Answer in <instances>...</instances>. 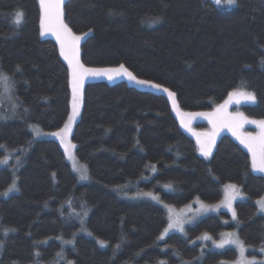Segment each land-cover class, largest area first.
I'll list each match as a JSON object with an SVG mask.
<instances>
[{"label":"trees","instance_id":"1","mask_svg":"<svg viewBox=\"0 0 264 264\" xmlns=\"http://www.w3.org/2000/svg\"><path fill=\"white\" fill-rule=\"evenodd\" d=\"M40 17L39 0H0V73L10 78L8 96L0 82V264H231L236 249L212 245L231 232L264 264V177L228 135L214 139L209 158L199 155L172 109L210 112L243 90L256 101L240 111L264 119V0H65L64 23L87 34L84 67L123 65L159 85L84 84L71 133L84 182L57 141L37 136L62 127L71 91ZM227 184L243 195L235 218L223 211L161 237L163 205L216 204Z\"/></svg>","mask_w":264,"mask_h":264},{"label":"rangeland","instance_id":"2","mask_svg":"<svg viewBox=\"0 0 264 264\" xmlns=\"http://www.w3.org/2000/svg\"><path fill=\"white\" fill-rule=\"evenodd\" d=\"M64 2H65V0H61L62 12H63V3ZM39 3H40V0H39ZM40 9H41V5H40ZM62 19H63V17H62ZM63 22H64V20H63ZM40 34H41V17H40ZM73 35H75V34L73 33ZM41 36L43 38L48 37V36L53 37L57 41L59 52L61 54L60 43L58 42L55 35H53L51 32H45V34L41 35ZM76 36L81 37V39L79 40V42L77 44V47L79 50L80 43L87 36V34L76 35ZM62 58L65 61L66 65L68 66V70L70 73L68 61L65 60L63 56H62ZM79 62H80V59H79ZM88 69L104 70L107 74H101V75L84 74L83 83H82V86L80 88L79 114H80L81 105H82V89H83L84 84L87 82H90V81L106 80L109 82H116L119 80L120 81L124 80L127 83L135 85L139 88H143V89L155 88V89H157V87L152 86L155 84L148 82V81H147L148 83H145V84L137 83V81H145V80H142V79L135 77L125 67H123V68H121V67L88 68ZM125 69L127 70V72H125ZM127 73H131L132 76L135 77V79L134 80L130 79L128 77ZM108 75H111L113 78L111 80H109ZM70 78H71V75H70ZM70 89H71V91H70V98H69V112H68V115H67L66 120H65L64 124L62 125V127L59 130L53 131V132H39L37 136L45 138V139H51V140L57 141L60 144V146H61V148L65 154V157H66L68 163L70 164L71 168L77 174L79 180L81 182H84V181L88 180L87 172H86L85 167L81 168V166H82L81 163H79L78 160L76 159L75 146L71 141L72 129H73V126L76 123L78 117H79V114L72 121L70 131L67 133L66 138H65V144L69 146L68 152L71 153V156L75 158L74 160L72 158H70V156L68 154H66L65 144L61 143L60 138L58 136L51 135L52 133L59 132L68 123V117L72 113V88H71V85H70ZM9 91H10V88L8 86L4 85L5 96L9 95L8 94ZM239 92L251 93V92L243 91V90H234L231 93H239ZM251 94H253V93H251ZM169 99L171 100V98H169ZM226 101L228 102L227 104L225 103ZM255 101L256 100H254V101L245 100L238 95H233L231 97L228 95V97L226 98V100L222 104L216 106L210 112L189 113L190 115H188V114L182 113L181 111H179L176 108L174 109L173 105H172V109L178 115V117L180 119V126L182 127V129H184L186 132L188 131V134L195 140L197 152L199 155H201L202 157L209 158L213 149H214V139L221 136V135H228L235 142H237L242 148H244L248 152V154L250 156V160H251V167H252L251 153L249 152L248 148L240 142V139L238 137H247L249 134H251L252 136H257L258 133L260 132V128L256 124L245 122L242 124L241 127L235 129L236 134L234 135L233 130L231 128L225 126V118L231 117L238 112L242 113L239 109L240 106H242V105H253V104H255ZM222 105H224L225 107L222 109V111L219 114H217V110ZM199 114H213V115L209 116V115H199ZM244 116L248 120L259 121L258 119H252V118L247 117L246 115H244ZM262 120H264V119H262ZM197 123H204L205 128L199 127L197 125ZM202 147L203 148H210L211 153L209 152V155L205 156L202 153ZM5 162L6 161H3L2 163H0V165L4 164ZM252 171L254 173L264 177V172L253 170V168H252ZM82 175H85L86 178H82ZM14 185L16 186L15 183H14ZM227 185H233V184H227ZM9 189L5 193H7V192L11 193V192H9ZM237 189L239 191V194L232 201L231 209H229L226 206L225 202H226L227 196L229 195V193L232 190L226 188V185L223 188V196H222L221 200L219 202H217L216 204H211V205L210 204H204L198 200H195V201L191 202L190 204H187V205L180 207V208H175L172 206L163 205L165 208L166 216H167V225H166L165 229H168V225L170 222L179 220L183 224V231H180L179 228H177V227H173L171 229H168L167 232H165V229H164L161 237L163 238L167 234H170L173 232L184 235L187 227L195 224L200 219H202L203 217L208 216V215L218 214V213L223 212V211L228 212L229 214L233 215V212H234L233 206H234L235 202H237L243 198V195L240 192L238 187H237ZM15 190H16V187H15ZM262 199H264V196L260 200H262ZM157 203H159L158 200H157ZM257 207H258L259 213L264 216V211L260 210V207L258 204H257ZM231 233H233V232H231ZM227 234H229V233H223L218 238V240L212 244L214 246V248H217V249H223V248H228V247L235 248L237 251V259L231 264H256L257 263L256 260L249 259L246 256V247L244 245H243V252H241V248L238 245L231 244V243H225L223 247H217V245L220 244L222 241L238 238L237 235L235 237H229ZM204 239H206V238H204Z\"/></svg>","mask_w":264,"mask_h":264},{"label":"snow or ice","instance_id":"3","mask_svg":"<svg viewBox=\"0 0 264 264\" xmlns=\"http://www.w3.org/2000/svg\"><path fill=\"white\" fill-rule=\"evenodd\" d=\"M222 0H215L216 5H220ZM224 3L228 5H232L235 3V0H224ZM41 5V35H44L45 32H51L53 35L56 36L58 42L60 43V49H61V55L64 57L65 60L68 61L69 68H70V75H71V88H72V113L68 117V123L65 125L63 129H61L59 132L52 133L51 135L58 136L61 140L62 144H65V138L67 133L70 131L71 123L75 119V117L79 114V101H80V88L83 83V76L84 74H91V75H101V74H107L104 70H98V69H88L85 68L83 64L79 62V50L77 47V44L79 40L81 39L80 36L73 35L70 29H68L67 25L63 22V12L61 9V0H40ZM23 20V13L20 11H17L15 13L14 23L16 25H19ZM121 68H123V65H121ZM19 70V68H17ZM125 72L127 70L125 69ZM128 77L130 79H135L134 76H132L131 73H127ZM113 77L111 75H108V79L111 80ZM9 77L4 75L3 73H0V82L4 83L5 86L8 85ZM137 83L145 84L148 83L147 81H137ZM153 87H159V85H152ZM164 91H168L167 89H164ZM168 95L170 97H174L175 94L172 92H168ZM238 95L242 97L245 100L248 101H254L255 96L251 93H230L229 96ZM228 103L227 101L225 102ZM225 106L222 105L217 110V114H219L222 109ZM199 115H213V114H199ZM253 123L256 124L260 128V132L257 136H252L249 134L247 137H238L240 139V142L244 144L249 152L251 153L252 157V168L253 170H257L260 172H264V120H248L243 113H236L235 115L231 117L225 118V126L231 128L233 130V134L235 135V129L242 126L243 123ZM35 128V126H33ZM36 133H38V130H36ZM68 145L65 144V152L72 158L71 153L68 152ZM210 152V148H203L202 147V153L205 156H208ZM83 168V166H81ZM82 178H86L85 175H82ZM226 188L231 189L232 191L229 193L226 199V206L231 209L232 201L236 198V196L239 194V191L236 187V185H226ZM15 189V185L13 184L12 187L9 189V191H12ZM7 195V193H5ZM154 199L156 197H153ZM257 204L260 207L261 211H264V199L257 201ZM233 218H235V212H233ZM173 227L179 228L180 231H183V224L181 221H173L170 222L168 225V229H171ZM168 229H165V232L168 231ZM229 237H235V233H229L227 234ZM205 238L208 239L210 237H207L205 234ZM68 243H71V241H68ZM103 246V241L100 242ZM225 243H231L236 244L241 248V252H243V244L241 241H239L238 238L236 239H229L226 241H222L220 244L217 245V247H223Z\"/></svg>","mask_w":264,"mask_h":264},{"label":"crops","instance_id":"4","mask_svg":"<svg viewBox=\"0 0 264 264\" xmlns=\"http://www.w3.org/2000/svg\"><path fill=\"white\" fill-rule=\"evenodd\" d=\"M212 151V150H211ZM211 153V152H210Z\"/></svg>","mask_w":264,"mask_h":264}]
</instances>
